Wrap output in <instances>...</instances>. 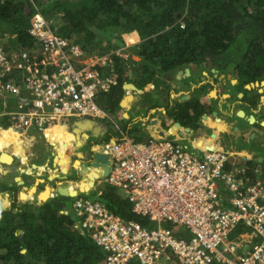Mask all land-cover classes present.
I'll return each instance as SVG.
<instances>
[{
	"label": "built area",
	"instance_id": "obj_1",
	"mask_svg": "<svg viewBox=\"0 0 264 264\" xmlns=\"http://www.w3.org/2000/svg\"><path fill=\"white\" fill-rule=\"evenodd\" d=\"M31 24L34 48L8 54L0 42V97L9 128L44 132L106 118L97 96L110 89L116 51L86 54L54 33L40 12ZM203 151L125 135L107 147L104 182L123 190L133 211L154 226L125 220L100 201L77 200L82 227L106 253L103 264H264V184L226 170L229 151Z\"/></svg>",
	"mask_w": 264,
	"mask_h": 264
},
{
	"label": "trees",
	"instance_id": "obj_2",
	"mask_svg": "<svg viewBox=\"0 0 264 264\" xmlns=\"http://www.w3.org/2000/svg\"><path fill=\"white\" fill-rule=\"evenodd\" d=\"M38 12L54 33L80 44L86 54L116 51L108 69L110 89L97 96L106 112L120 108L125 85L141 91L157 84L158 75L192 64L230 73L241 100L259 104L257 89L245 85L264 81V0H0V42L8 54L37 45L29 28ZM209 109L194 98H175L167 106L177 126L198 124ZM123 135H108L105 152ZM244 177L248 183L264 179V165L247 164ZM37 192L40 198L19 191L14 181L0 182V264H103L106 253L82 227L74 206L80 199L100 201L125 220L154 226L107 184L88 193L51 195L42 186Z\"/></svg>",
	"mask_w": 264,
	"mask_h": 264
},
{
	"label": "crops",
	"instance_id": "obj_3",
	"mask_svg": "<svg viewBox=\"0 0 264 264\" xmlns=\"http://www.w3.org/2000/svg\"><path fill=\"white\" fill-rule=\"evenodd\" d=\"M133 59L138 57L133 55ZM157 79V84L154 82L141 91L127 88L129 99L125 105L121 104L114 113L107 112L105 119L93 120L90 126H84L86 120L81 119L51 125L44 132L33 128L14 131L7 140L0 136V154L13 158L10 164L0 163V167L9 170L0 174V182L12 185L14 181L19 191L30 190L31 196L38 198L41 186L51 195L64 189L77 193L102 190L106 184L105 169L101 161L100 166L93 163L97 153L107 155L103 140L108 135L116 139L119 133L135 141L171 139L198 155L204 149L229 151L228 171H245L249 163L256 168L264 165V81L251 87L260 94L258 106L252 107L241 100L243 95L235 87L238 80L230 73L219 74L210 65L192 64L160 74ZM175 98H194L210 109L201 115L198 124L177 126L167 112ZM1 102L0 127H5V121L8 127L0 131L10 129ZM239 111L244 112V118ZM250 116L254 121L248 119ZM107 123L112 125L111 131ZM257 180L264 184V179Z\"/></svg>",
	"mask_w": 264,
	"mask_h": 264
},
{
	"label": "water",
	"instance_id": "obj_4",
	"mask_svg": "<svg viewBox=\"0 0 264 264\" xmlns=\"http://www.w3.org/2000/svg\"><path fill=\"white\" fill-rule=\"evenodd\" d=\"M257 84H259L258 82H256V83H251V84H248L247 85V87L248 88H251L252 86H255V85H257ZM131 87H133L135 90H137V88L133 85V84H127V85H125V88L127 89V88H131ZM127 99H129V96L128 95H126L125 97H124V99L122 100V102H121V104L124 106L125 105V103H126V100ZM239 115L240 116H242V117H244V112L243 111H239ZM250 121H254V117L253 116H250L249 118H248ZM86 120V122L84 123V126H90L91 125V123H93V120H90V119H85ZM4 155H8L10 158H11V161L10 162H8V161H3V157H4ZM97 161L95 162V163H93V165L94 166H100V161H101V165H103L104 166V169H105V173H104V177L108 174V172H109V159H108V155H105V154H101V153H97V155H96V158H95ZM13 162V158H12V156H10L9 154H7V153H2V154H0V163H3V164H10V163H12ZM9 170L8 169H5V168H3V167H0V174L2 173V174H4V173H6V172H8ZM64 191H66L65 189L62 191V192H60V193H63Z\"/></svg>",
	"mask_w": 264,
	"mask_h": 264
},
{
	"label": "rangeland",
	"instance_id": "obj_5",
	"mask_svg": "<svg viewBox=\"0 0 264 264\" xmlns=\"http://www.w3.org/2000/svg\"><path fill=\"white\" fill-rule=\"evenodd\" d=\"M5 127H6V126H5ZM5 127H0V128H5ZM6 128H7V127H6ZM12 133H16V132L9 131V130H6V131L1 130V131H0V136H1L2 138H4L5 140H7V139H8V136H10L11 138L13 137V136L10 135V134H12ZM7 134H8V135H7ZM92 139H93V138H92ZM94 140H96V139L94 138ZM116 191H117V193H120L124 198L127 197L126 193H125L123 190H121V189H116ZM231 239H234V234L231 235Z\"/></svg>",
	"mask_w": 264,
	"mask_h": 264
},
{
	"label": "bare ground",
	"instance_id": "obj_6",
	"mask_svg": "<svg viewBox=\"0 0 264 264\" xmlns=\"http://www.w3.org/2000/svg\"><path fill=\"white\" fill-rule=\"evenodd\" d=\"M7 130H9V131H13V132H14V130H12L11 128H10V129H7ZM4 131H6V130H4ZM2 159H3V161H8V162H10V160H9V156H7V155H4V157H3Z\"/></svg>",
	"mask_w": 264,
	"mask_h": 264
}]
</instances>
